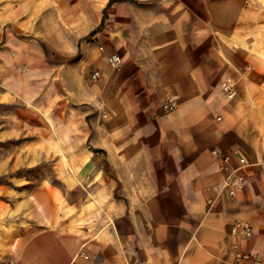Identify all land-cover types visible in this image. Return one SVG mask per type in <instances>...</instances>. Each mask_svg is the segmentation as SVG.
I'll return each mask as SVG.
<instances>
[{"label":"crops","instance_id":"1","mask_svg":"<svg viewBox=\"0 0 264 264\" xmlns=\"http://www.w3.org/2000/svg\"><path fill=\"white\" fill-rule=\"evenodd\" d=\"M3 27L21 94L88 105L93 156L22 201L0 264L264 262V0H0Z\"/></svg>","mask_w":264,"mask_h":264},{"label":"rangeland","instance_id":"2","mask_svg":"<svg viewBox=\"0 0 264 264\" xmlns=\"http://www.w3.org/2000/svg\"><path fill=\"white\" fill-rule=\"evenodd\" d=\"M6 33V27H3L0 40L1 248L5 237L11 234L12 223L19 218L22 201L26 202L40 185H53L65 192L58 174L76 168L68 165L70 158L76 155L83 158L93 156L86 150L85 135L78 130L91 122V114L86 119L80 115L89 111L88 105L73 103L67 80H60L55 85L49 81L38 88L41 93L27 94L26 91L21 94L20 89L30 90V86H14L20 79L12 78L16 69L5 64ZM49 51L46 54L51 62H66L54 60ZM105 65L114 69L119 67L111 66L108 59H105ZM101 68L96 70L101 71ZM26 81L31 80H23V84ZM76 142L82 143L83 147L72 148ZM106 156L101 154V157ZM60 160L63 165H59ZM15 211L18 213L15 214Z\"/></svg>","mask_w":264,"mask_h":264},{"label":"built area","instance_id":"3","mask_svg":"<svg viewBox=\"0 0 264 264\" xmlns=\"http://www.w3.org/2000/svg\"><path fill=\"white\" fill-rule=\"evenodd\" d=\"M104 47H101V50H103ZM108 61L111 66L117 67L119 65V61L116 56H110L108 57ZM100 76V71H94L93 77L97 78ZM178 106V98L176 95H170L167 97L166 101L163 103V109L166 113H170L174 111ZM243 161V160H242ZM245 185V177L239 173L237 170H234L230 173V175L225 180V186L231 187L233 191H238L243 188ZM250 255H242L241 258H247ZM253 262L255 264H264L262 260H259L257 256L253 258Z\"/></svg>","mask_w":264,"mask_h":264},{"label":"trees","instance_id":"4","mask_svg":"<svg viewBox=\"0 0 264 264\" xmlns=\"http://www.w3.org/2000/svg\"><path fill=\"white\" fill-rule=\"evenodd\" d=\"M111 2H113V0H111Z\"/></svg>","mask_w":264,"mask_h":264}]
</instances>
